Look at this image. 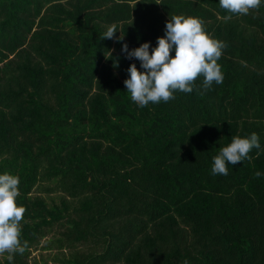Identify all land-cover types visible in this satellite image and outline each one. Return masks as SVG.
Instances as JSON below:
<instances>
[{"label":"trees","instance_id":"trees-1","mask_svg":"<svg viewBox=\"0 0 264 264\" xmlns=\"http://www.w3.org/2000/svg\"><path fill=\"white\" fill-rule=\"evenodd\" d=\"M172 14L199 18L226 43L223 83L205 90L201 75L191 93L141 108L124 85L140 61L122 46L150 42L151 53ZM112 25L123 41L100 38ZM253 132L251 159L213 175L220 147ZM256 171L264 0L247 15L219 0H0V174L19 178L29 245L12 264H32L31 248L56 226L42 248L67 249L60 264H264Z\"/></svg>","mask_w":264,"mask_h":264},{"label":"clouds","instance_id":"clouds-1","mask_svg":"<svg viewBox=\"0 0 264 264\" xmlns=\"http://www.w3.org/2000/svg\"><path fill=\"white\" fill-rule=\"evenodd\" d=\"M220 7L232 14L247 15L250 10H258L261 0H219ZM231 19L226 16L225 20ZM116 26L112 25L101 35V39L123 41V36L117 37ZM224 41L212 38L204 29L203 22L193 16L172 14L166 21L165 35L157 37V44L150 49V42H144L139 47L129 50L123 43L122 51L126 57L140 61V69L131 64L124 80V85L133 102L141 108L150 102H168L174 99V92L179 90L191 93L195 81L203 76V88L208 90L213 82L223 83V73L217 61L226 47ZM174 50L175 55H171ZM118 63H114L117 67ZM260 149L259 136L253 132L250 136L235 135L231 142L219 149L212 164L213 175H228L227 164L233 166L245 159H251L250 151ZM264 175L260 171L254 173L259 178ZM19 178L5 172L0 174V254L8 252L9 264L13 262V253L23 255L29 247L24 241L21 245L20 221L26 209L18 206ZM182 264H189L187 259Z\"/></svg>","mask_w":264,"mask_h":264},{"label":"rangeland","instance_id":"rangeland-1","mask_svg":"<svg viewBox=\"0 0 264 264\" xmlns=\"http://www.w3.org/2000/svg\"><path fill=\"white\" fill-rule=\"evenodd\" d=\"M33 194H39L42 195L47 199V201L51 202V199L55 202H58L59 200V193L47 195L45 193H38L36 191L33 192ZM62 230L60 227H55L52 231L48 233V235L44 238H42L39 241V244L36 246H33L31 248L30 254L28 256L29 262L32 264H60V258L64 256L65 254H68V250H58V249H43L42 246L46 243L45 241L47 238L52 237V236H57L58 232ZM7 252L0 254V259L3 258V256H6ZM55 257L59 259H55Z\"/></svg>","mask_w":264,"mask_h":264}]
</instances>
